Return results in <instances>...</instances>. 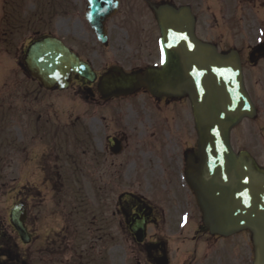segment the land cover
<instances>
[{"label": "flooded vegetation", "instance_id": "obj_1", "mask_svg": "<svg viewBox=\"0 0 264 264\" xmlns=\"http://www.w3.org/2000/svg\"><path fill=\"white\" fill-rule=\"evenodd\" d=\"M47 1L53 32L62 33L64 44L91 66L155 65L159 31L153 8L188 6L200 40L222 53L237 51L264 136V0ZM12 13L3 11L0 27L3 52L13 51L7 62L11 73L0 60V109L7 103L4 112L15 114L16 132L10 130L6 138L15 147L19 176L12 195L2 196L5 206L0 203V264H114L120 237L140 256L136 264H162V258L173 264L166 226L178 233L179 242L190 245L179 264H252L249 234L224 237L203 227L183 175L186 153L195 154L193 144L179 137L176 122L170 141L156 140L153 151L159 154L163 148L165 155L155 156L159 163L152 172L146 108L139 110L146 117L135 118L132 125L126 120L130 112L118 105L127 97L103 100L95 82L75 75L66 91L43 89L24 71L21 12L15 11L19 20L14 24L7 19ZM97 32L105 34L104 44ZM153 100L166 107L176 99ZM148 173H158L160 184L153 194H147ZM135 183H144L147 192L136 191ZM159 194L163 203L152 199ZM7 202L9 209L19 205L23 210L26 242L10 223ZM135 220L144 226L141 242L132 228ZM184 230L188 233L182 236Z\"/></svg>", "mask_w": 264, "mask_h": 264}, {"label": "water", "instance_id": "obj_2", "mask_svg": "<svg viewBox=\"0 0 264 264\" xmlns=\"http://www.w3.org/2000/svg\"><path fill=\"white\" fill-rule=\"evenodd\" d=\"M155 16L161 66L141 74L110 68L99 79V90L103 96L128 94L140 87L154 97L187 95L197 133V162L188 155L184 173L203 224L221 235L249 230L253 264H264V167L247 152L234 154L229 144L230 129L241 118L254 115L243 90L239 59L235 52L221 55L198 41L188 8L160 7ZM24 64L46 88H65L72 72L94 79L91 69L53 38L30 44ZM17 218L12 209V221L19 228Z\"/></svg>", "mask_w": 264, "mask_h": 264}, {"label": "rangeland", "instance_id": "obj_3", "mask_svg": "<svg viewBox=\"0 0 264 264\" xmlns=\"http://www.w3.org/2000/svg\"><path fill=\"white\" fill-rule=\"evenodd\" d=\"M40 4H46L47 5V0H24L23 4V12H30L27 10H35ZM31 8V6H33ZM11 8L10 4L6 5L3 7L4 11H7ZM0 9L2 10V3L0 4ZM36 11V10H35ZM42 13L45 12V10L41 11ZM34 16V15H33ZM43 21H41L40 24H42ZM46 23V21H45ZM0 26H3V23L0 24ZM63 35L62 33H60ZM22 35V40H25V38L29 35L28 32L23 30L21 33ZM25 44V43H24ZM98 53L102 56H105V53L101 52V50L97 47ZM0 59L6 62H11V58L8 57L7 55H0ZM97 61V60H95ZM94 68L100 69V66L98 63L94 65ZM125 70L126 68L123 67ZM3 72L2 67H0V73ZM146 96H135L130 99H126L123 101H119L118 105L121 107L122 111L130 112L128 115L130 116L129 119H126L127 121H130L132 125L136 124V119L139 116H142V119L145 118V114L141 113L139 110H145V113L149 114L150 116V121L152 122L157 121L158 117L155 113V110L152 108L151 103H149V100L146 99ZM7 103L2 104L1 106H4L3 108L0 109V191L5 190L7 186H12L14 184L15 178L19 176V173H17V166H16V159H15V147L12 143L11 140L7 139V133L11 130V132L15 133V118H14V112L10 110H7L4 112V109H6ZM16 105V104H15ZM169 109V108H168ZM163 111H166L165 109H162ZM171 115L172 118L175 116L183 123L180 127L181 129H184V125L188 124V129H191L192 123H191V116H190V111H189V105L186 100L181 102L178 105H172L170 107ZM137 113V114H136ZM142 114V115H141ZM124 118H127V116H124V113L121 115ZM175 119V118H174ZM145 120V119H144ZM148 120V123L150 121ZM172 120V119H171ZM176 120V119H175ZM151 126V123H150ZM260 120H255V121H242L235 129H232L231 135H230V141L232 146L235 149H243L244 147L249 149L251 153L254 154L256 157L257 162L262 165L264 164V143L260 140ZM154 131V127L151 129V133ZM166 131H164L165 133ZM181 134L184 133L185 131L180 130ZM164 133H162V137H164ZM167 134V133H166ZM11 136V135H10ZM5 137V138H4ZM159 137V136H158ZM186 137V136H184ZM160 138V137H159ZM188 138H190V132L188 133ZM155 139H151V145L152 149L149 153V158L150 159V168L151 171L154 172L157 170V157L155 156H161L164 157L165 151L164 149L159 150V154L153 151L154 148H158V146L154 143ZM156 142V141H155ZM157 143V142H156ZM155 144V145H154ZM245 148V149H246ZM11 157H13L11 159ZM142 173H138L137 175L140 176ZM150 174V187L145 189V184L141 183H135L134 189L138 192H143L147 194H153L158 188V185L160 184L159 178H157L158 173H148ZM5 182V183H4ZM121 186L125 187V183H121ZM120 186V189L122 188ZM153 200H156L157 203H163V195L159 194L158 196H153ZM0 203L1 206H5V198L2 200V194L0 195ZM167 203V202H165ZM168 204V203H167ZM8 205V202L6 206ZM163 205V204H162ZM169 227L166 226V233L167 237L169 238L168 241V246L170 248V256L172 258V263L173 264H179L181 260V256L184 255L182 254L183 252L187 251V247L183 244L180 243L175 237L177 236V232L169 230ZM187 232V231H185ZM131 244L130 242L123 241L122 238H119L118 241V248L117 252H113V259L112 261L114 264H136L138 259H141L137 253H132L134 249L129 245Z\"/></svg>", "mask_w": 264, "mask_h": 264}]
</instances>
